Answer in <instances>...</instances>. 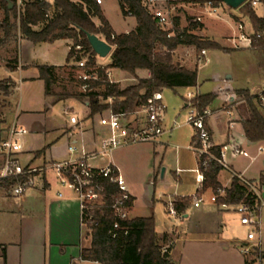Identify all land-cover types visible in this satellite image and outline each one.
Listing matches in <instances>:
<instances>
[{
    "label": "trees",
    "instance_id": "16d2710c",
    "mask_svg": "<svg viewBox=\"0 0 264 264\" xmlns=\"http://www.w3.org/2000/svg\"><path fill=\"white\" fill-rule=\"evenodd\" d=\"M9 0H0L8 16L1 22L4 29V40H10L21 34L35 44L53 43L59 39L73 40L69 60L74 64L67 67L62 75L56 66H39V78L45 83V94L55 105L62 101L75 99L87 105L89 118L102 115L110 109L115 113H131L140 107L157 92L171 89L175 92L179 88L198 86L199 69H190L175 60V51L186 45H196L198 50L219 49L215 42H205L195 35L192 28L181 29L180 19L176 18L173 31L175 35L168 37V32L158 25L157 20L143 6L142 0H119L125 17L133 16L137 26L129 33L117 34L104 15L100 4L96 0H28L24 11H19L16 0L10 9ZM195 4L209 1L219 5V0H190ZM247 16L253 27L251 43L247 48L257 59V76L264 78V17L259 16L249 3L239 8ZM99 19L100 26L95 22ZM42 25L40 29L36 26ZM202 26V25H201ZM86 33L104 36L113 46L110 55L111 63L98 65L96 57L91 59L90 66L99 74V80L83 81L79 78V70L75 62L77 46H83L88 51L95 52L88 41ZM228 52V51H227ZM18 64V60L16 62ZM119 69L135 78L137 82L126 87L119 83H111L107 71ZM139 71H147V78L138 77ZM75 84L80 91H71L68 85ZM89 84L85 91L83 86ZM5 94L9 95V88L5 87ZM235 94L244 100L249 110V117L242 121V127L248 140L264 142V103L259 95L251 94L249 89L236 90ZM217 94H198L189 105L199 111L209 108ZM112 98L113 103L108 100ZM1 116V114H0ZM6 120L0 117V141L6 138L8 128ZM208 127V125H207ZM209 129V127H208ZM212 136L211 130L209 129ZM196 137H194L195 141ZM193 141V142H194ZM212 144V139H211ZM197 145H200L198 142ZM210 151L216 157L221 155V147L212 146ZM199 169L204 173L202 192L211 189L217 196V202L225 205H235L241 202L255 204L257 195L250 191L248 185L237 175L233 176L229 188H224L219 181V173L224 168L215 160L203 157ZM15 180L0 182V187L9 188ZM104 187L103 199L90 203L83 211V222L90 230L91 247L82 251V259L97 261L102 264H174L170 255L164 251L162 239L157 232L155 217H137L120 219L113 204L122 197L117 184L110 178H101ZM259 183L264 186V172L260 175ZM224 191V195L220 193ZM134 198L131 197L129 206ZM189 198L176 199L175 208L179 215L186 213L190 207ZM119 223V228L114 225ZM264 258V253H259Z\"/></svg>",
    "mask_w": 264,
    "mask_h": 264
},
{
    "label": "crops",
    "instance_id": "0c3cea01",
    "mask_svg": "<svg viewBox=\"0 0 264 264\" xmlns=\"http://www.w3.org/2000/svg\"><path fill=\"white\" fill-rule=\"evenodd\" d=\"M49 2L54 4V0H49ZM114 3H118L121 10L119 0H103L100 4L113 30L117 34L129 33L134 30L137 26V20L133 16L125 17L123 15L122 29L117 28L110 14V8ZM7 16L5 8L0 4V21L3 22ZM95 22L97 24L100 21L95 19ZM41 27L42 25H38L35 29L38 30ZM72 44L73 40L70 38L59 39L53 43L35 44L21 34L10 40H4V29L0 26V69L5 72L4 74H7L8 77L6 78L12 79L17 86L19 83L14 81L12 75H20V84L40 80L38 67L43 65L61 68L62 70L59 71L63 75L64 70L74 64L73 61L69 60ZM248 47L249 45L245 44V48ZM60 56H64V62L60 61ZM17 60L18 64L16 63ZM10 61H14V63ZM98 63L106 66L111 63V58L107 62L99 60ZM109 70H113L118 76L125 74L119 69ZM149 76L150 73L147 72L145 78ZM258 79L260 78L258 77ZM227 80L228 86L231 85L228 88L235 91L249 89L253 95H259L264 88L260 81L257 89L253 92L250 87L234 86L233 75H227ZM16 85L15 87H17ZM217 97L219 96L217 95ZM232 106L230 112L222 110L221 106L207 120V125L212 133V144L221 148L228 144H237L246 150L249 156L229 154L227 167H224L219 173V181L224 188L231 186L234 175L239 176L243 183L245 180L253 181L260 186L261 192L259 194L264 198V186L259 183L260 175L264 172V161L259 165L258 176L250 175L251 168L258 156L263 155V153H259V147L264 148V142H251L244 133L242 121L249 117V110L245 101H234ZM185 107L191 109L188 101ZM240 110L242 111L240 112ZM87 123L84 118L80 119L75 127H68L69 132L65 130L56 139L45 143L38 149H32L33 153L28 155V160L25 163L39 166L52 161L68 159L71 156L69 146L72 144L81 146L78 147L80 151L94 152L100 150L101 134H103L104 128L97 121ZM10 125L5 123L8 130ZM7 134L8 131L6 136ZM195 135L196 133L192 137V146ZM64 137H66L65 143L60 144ZM71 139H73L72 142ZM255 146L257 151L253 153L251 150ZM23 155H25L24 150L21 158ZM125 156H128L126 152L120 154L115 150L108 157L109 162L116 166L127 180L130 193L134 198L130 209V218L152 215L155 217L153 213L140 214L137 211L138 188L136 183L130 181L124 160ZM237 157H243L250 162L247 165L239 166ZM96 160L92 159L91 163L96 167H103V165L96 163ZM151 170L152 175L155 176L153 179L156 181L160 170L155 165ZM176 176L178 178L179 173ZM202 187L203 183L200 181L196 193L192 196L205 194L202 197L203 201L192 202L190 200L191 204L186 213L176 216V218L181 219L180 227L174 225L169 229L161 230L156 226L162 239L164 251H168L174 264H249L250 254H244L242 249L247 246L252 247V245L261 246L264 249L261 239L259 243L251 244L253 241L248 240L250 231L244 242L230 236L229 232L225 230L227 228L223 224H217V222L218 219L223 220L225 215L237 213L232 205L223 207L217 201H212L211 197L206 196L211 189L201 192ZM10 197L12 196L3 187H0V264H102L97 261L82 259V251L91 247L90 230L83 222V211L76 193L62 186L52 170L47 172L44 182H41L37 188L28 190L23 196L17 197L16 201ZM168 198L161 200L164 206H167ZM202 216L216 221L215 224L212 226L207 224L196 225L200 223ZM218 225L222 228H218Z\"/></svg>",
    "mask_w": 264,
    "mask_h": 264
},
{
    "label": "rangeland",
    "instance_id": "374dc122",
    "mask_svg": "<svg viewBox=\"0 0 264 264\" xmlns=\"http://www.w3.org/2000/svg\"><path fill=\"white\" fill-rule=\"evenodd\" d=\"M162 5L168 7L174 23L176 18L180 19L181 29L192 28L197 25L196 29L191 32L205 42L219 44L223 50L206 49V59L204 62L199 63L198 58L203 50H198L196 45L179 47L175 51V60L190 69L198 67V86L179 88L177 92L171 89L163 91V103L166 106L163 113V124L167 131L156 143L138 142L124 145L116 150L120 154L124 152L128 154L124 160L130 181L136 183L138 188V213H153L156 218V226L161 230L169 229L174 225L181 226V219L169 214L167 206H164L161 200L169 197L166 202L169 204L170 200L183 198L177 195L192 196L196 193L195 191L200 182L199 160L192 146V137L196 133V129L188 122L191 109L185 107L186 102H191L198 94L216 93L219 97L215 98L209 108L214 113L222 106V110L230 112L234 101L237 102L241 98L235 94L234 89L228 88L231 85L228 86L227 75H233L234 86L243 85L250 87L253 92L257 89L260 81L264 86V80H262L264 78L258 79L257 76V59L250 50L245 48V44L249 45L246 43L247 41L242 40V33L247 37L253 35V27L250 19L240 9H233L223 4L220 15L215 16L208 12L205 3L195 4L184 0H165ZM254 10L259 16L264 17V2L258 4ZM110 14L117 28L122 29L123 13L118 3H114L110 8ZM241 23L244 29H239ZM97 25L100 26V22ZM101 37L104 38V36ZM100 58H97V61L107 62L110 60V55ZM60 59L62 62L65 61L64 56H60ZM10 62L14 63V61ZM110 72V80L120 82L119 84L122 87L137 82L135 78L127 73L118 76L113 70H110ZM4 73L0 69V106H2L0 117L6 120L7 125L17 119L30 132L21 138L25 152V155L22 156L23 162H26L28 155L33 153L32 149H38L45 143L56 139L65 130L69 132L68 127H75L80 119L84 118L85 122L87 120V124L93 121L98 123L100 115L95 118H89L87 106L84 103L77 102L75 99L52 105L51 100L46 97L43 80L37 79L30 81V83L22 82L20 84V75L14 74L12 75L14 81L19 83V86H17L12 79L6 78L8 76ZM146 73L145 71L139 72L138 77L145 78ZM68 86L71 91L81 90L76 88L75 84ZM5 87L9 88V95L4 93ZM190 93L194 96L189 97ZM251 94L253 93L251 92ZM112 103L113 101H111ZM138 110L139 108H136L133 113L129 114V117L140 118L142 114ZM110 112L111 110L108 109L102 115H108ZM65 138L62 139L60 144L65 143ZM72 141L73 139H71ZM78 147L81 146L78 145ZM251 151L254 153L257 151V147H253ZM262 153L263 155L258 156L257 161L251 168L250 175L252 176H258L259 165L264 161V152ZM237 159L239 166L247 165L250 162L243 157H237ZM108 162L109 157L96 160V163L103 166ZM154 165L160 170L156 181L153 179L155 176L152 175L151 170ZM177 173H179L178 178L176 176ZM250 183L252 185L249 187L250 191L254 192V194L261 192L258 183L256 184L253 181H250ZM200 190L202 192V188ZM221 194L224 195V192H221ZM204 196L205 194H196L189 198L194 202L196 197ZM206 196L212 198L214 196L213 191L211 190ZM10 198L17 200L15 196ZM237 205H232L235 212ZM258 219L261 220V235L258 234L256 241L251 242V244L259 243L261 239V243L264 246V209L259 212ZM215 222L202 216L200 223L196 225L207 224L212 226ZM217 224H223L227 228L225 229L226 232H229L233 238L240 239V242H244L247 239L248 232L252 230L248 226L241 225L240 217L235 213L225 215L223 220L218 219ZM220 225H218V228H222ZM252 248L254 257H260L259 253H264V249L261 246L252 245ZM250 258H253L252 254Z\"/></svg>",
    "mask_w": 264,
    "mask_h": 264
},
{
    "label": "built area",
    "instance_id": "2783aa9c",
    "mask_svg": "<svg viewBox=\"0 0 264 264\" xmlns=\"http://www.w3.org/2000/svg\"><path fill=\"white\" fill-rule=\"evenodd\" d=\"M28 0H16L19 11H24L25 4ZM101 4L103 0H96ZM165 0H142L143 6L147 11L157 20L158 25L168 32V37L175 35L173 31L174 22L172 21L168 7L162 5ZM180 1V0H175ZM190 1V0H184ZM263 0H248L253 8L262 3ZM224 3L215 5L214 2L209 1L205 3L206 9L211 15L219 16L221 13V6ZM239 29H244L243 24H240ZM100 38H102L100 36ZM106 40L105 38H102ZM242 40L251 43L250 37L242 33ZM107 41V40H106ZM93 50V49H92ZM94 51V50H93ZM96 54V53H95ZM207 50L202 51L198 58L199 63L205 61ZM75 62L79 70V78L83 81L99 80V74L93 67L90 66V61L96 56L92 51H88L83 46H77L75 52ZM97 64L100 65L97 61ZM110 80L111 72L107 71ZM111 83L114 81L110 80ZM89 84L83 86V90H87ZM225 90V89H224ZM223 90V91H224ZM222 91V92H223ZM163 92L154 93L146 103L141 105L138 111L142 114L140 118H130V113H115L111 110L108 115H100L98 123L104 128L101 134L100 150L94 152L80 151L76 144L69 146L70 158L61 161H52L42 165H34L22 161L21 154L23 153V144L21 138L29 134L26 126L20 124L17 119L9 126L6 138L0 141V182L7 180H15L9 187L4 188L11 196L21 197L28 190L35 189L41 182H44L48 171L52 170L60 184L76 193L77 199L82 211L89 207L90 203L98 202L103 199L104 187L102 186L101 178H110L112 182L118 185L122 192V197L118 199L113 208L120 219L130 218L129 202L131 200V193L125 178L120 173L119 169L108 162L103 167H96L91 163L92 159L107 158L115 150L124 145L138 143V142H157L159 138L166 133L163 124V113L166 106L163 103ZM189 94V97H193ZM260 100L264 103V88L259 94ZM111 104L112 98L108 100ZM133 113V112H131ZM213 114V110L206 108L199 111L191 107V112L188 117V122L196 129V139L193 142V149L197 154L199 163L207 165V162H202L203 157H207L210 161L215 160L223 167H227V157L229 154L233 156H249V153L240 148L237 144H228L221 148L220 157H216L211 153L210 147L212 136L207 127V120ZM198 142L200 145H197ZM264 152L263 147H259V153ZM199 180L203 183L205 180L204 173L200 170ZM245 184L249 187L251 183L245 180ZM224 192L220 190V193ZM257 195L255 204L248 202H241L237 205L236 213L240 217V223L243 226L252 228L248 234V240L255 241L258 234L261 233V220L258 219L259 212L264 209V198ZM62 196V194H60ZM212 201H217V196L214 195ZM203 198L195 199V202H201ZM133 203V202H132ZM175 200H170L167 204L168 212L173 217L179 216L175 208ZM227 205L223 204V207ZM115 229L119 228V223L114 225ZM251 246L243 247L242 252L246 255H253L249 260V264H264V258L254 257V252ZM166 252V251H165Z\"/></svg>",
    "mask_w": 264,
    "mask_h": 264
},
{
    "label": "water",
    "instance_id": "95a60500",
    "mask_svg": "<svg viewBox=\"0 0 264 264\" xmlns=\"http://www.w3.org/2000/svg\"><path fill=\"white\" fill-rule=\"evenodd\" d=\"M219 1H221L222 3L228 5L233 9H239L244 4H246L248 0H219ZM8 2L10 4V9H12L14 6V2L12 0H9ZM86 35L92 49L99 57L105 58L111 55L113 51V46L110 43L100 38V36L97 34L86 33Z\"/></svg>",
    "mask_w": 264,
    "mask_h": 264
}]
</instances>
